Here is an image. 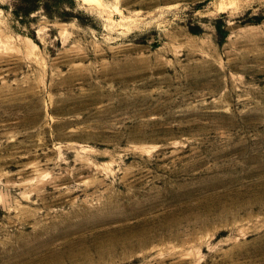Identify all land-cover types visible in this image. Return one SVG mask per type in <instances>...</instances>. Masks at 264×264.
Returning a JSON list of instances; mask_svg holds the SVG:
<instances>
[{"label": "rangeland", "instance_id": "obj_1", "mask_svg": "<svg viewBox=\"0 0 264 264\" xmlns=\"http://www.w3.org/2000/svg\"><path fill=\"white\" fill-rule=\"evenodd\" d=\"M37 2L0 0V264H264V0Z\"/></svg>", "mask_w": 264, "mask_h": 264}, {"label": "trees", "instance_id": "obj_2", "mask_svg": "<svg viewBox=\"0 0 264 264\" xmlns=\"http://www.w3.org/2000/svg\"><path fill=\"white\" fill-rule=\"evenodd\" d=\"M37 1H39V0H32V3H30V4H26V1L25 0H23V11L24 12H31V11H33V10H35V9H37L38 7H39V2H37ZM28 2V1H27ZM21 3H22V0H21ZM18 12V9H15L14 10V13H17Z\"/></svg>", "mask_w": 264, "mask_h": 264}]
</instances>
